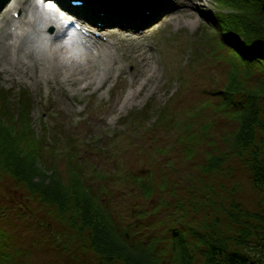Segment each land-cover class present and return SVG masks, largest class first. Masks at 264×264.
<instances>
[{"label": "rangeland", "instance_id": "374dc122", "mask_svg": "<svg viewBox=\"0 0 264 264\" xmlns=\"http://www.w3.org/2000/svg\"><path fill=\"white\" fill-rule=\"evenodd\" d=\"M9 1L0 0V12ZM38 1L44 8L49 6L33 0L26 14L32 22L37 19L32 11ZM140 1L148 8L145 24H137L136 30L121 28L128 24L126 18L118 19L121 27H113L116 12L108 8L99 7L89 15L104 26L93 34L104 42H91L93 46L116 42L112 48L116 59L97 58L102 69H91L94 80L90 84L67 80L60 72L65 69L46 71L42 65L21 69L0 63V88L4 89L0 97L9 116L17 114L24 94L30 98L34 136L27 135L30 141L22 147L37 156L41 153L45 168L56 167L67 184L73 169L80 167L85 185L111 201L120 227L132 234L129 241H149L155 251L152 256L161 264H176L171 228L187 234L191 264H207L208 240L263 261L264 184L255 179L252 165L255 153L264 158V133L257 130L253 145L242 154L236 152L233 136L239 121L232 107L222 106L223 96L217 91L236 76L242 91L259 95L264 118V68L249 67L222 44L218 30L207 20L222 9L216 0ZM105 9L111 17L103 21L99 14ZM14 10L9 11L12 17L22 14ZM122 15L127 17L128 12ZM37 26L21 23L18 32L23 33L24 42L39 44ZM6 28L10 30L9 23ZM62 38L70 37L61 35L41 46L55 49ZM24 48L30 51L31 43ZM141 51L148 56V66L137 62ZM44 140L49 146L41 151ZM212 156L219 157L220 167L210 166L215 162ZM141 176L153 178L150 197L143 194ZM29 191L17 186L0 167V196L10 211L4 230L20 247L33 240L39 250H46V245L55 248L37 251L33 263L99 264L88 242V230L80 231L72 241L69 237L75 230L66 225H73V217H80V212L71 205L60 219L50 213L58 214L56 206L41 205L33 194L29 199ZM15 202L23 208L29 202L51 224L47 231L33 228L34 219L27 214L18 217ZM245 212L254 216L246 218ZM52 228L55 234L48 237ZM56 236L66 239V249ZM57 252L61 255L55 261Z\"/></svg>", "mask_w": 264, "mask_h": 264}, {"label": "trees", "instance_id": "16d2710c", "mask_svg": "<svg viewBox=\"0 0 264 264\" xmlns=\"http://www.w3.org/2000/svg\"><path fill=\"white\" fill-rule=\"evenodd\" d=\"M119 1L106 0L105 3L111 8L120 9ZM125 1L128 8L129 0ZM216 2L222 9L218 12L219 14L213 13L215 16H208L207 20L218 30L222 44L234 57L244 61L249 67L264 68V0H216ZM238 83V78L233 76L225 89H220L217 93L223 96L222 106L226 109L232 107L231 113L239 121L237 132L233 136V146L235 145L236 152L242 154L255 142L257 130L264 133V118L261 117L259 95L248 90L242 91L243 84ZM238 95L241 96L238 97ZM18 107L17 114L12 113V117L9 116L7 107L3 105V99L0 97V167L15 179L17 186L30 190L29 199L33 194L40 198L41 205L56 206L55 210L58 214L50 213L57 215L60 219L66 217L68 209L73 205L72 207L80 212V217H73L75 220L73 225H70V222L67 223L66 226L75 230L69 237L72 241L80 236V231L88 230V242L96 260H100L99 264H115L117 261H122L124 264H161L160 260L152 256L154 249L149 241H129L128 237L132 234L127 228L123 230L120 227L116 219L118 217L112 211L111 201L105 200L101 194L85 185L79 172L80 167L76 171L73 169L72 178L67 184L62 180L63 177L56 167L46 166L45 168V163L40 161L41 153L37 156L31 151L24 150L23 142L30 141L27 135L34 136L31 133L33 130L31 102L26 94L19 99ZM41 146L40 149L43 151V148H48L49 143L44 140ZM255 154L252 165L254 177L257 182L264 184V158H260L258 153ZM212 157L215 162L210 166L220 167L219 157ZM134 177L138 178L137 175ZM151 181H153L152 177L139 178L145 197H150L153 193ZM164 184H167V180ZM3 203L4 200L0 196V264H34L33 259L37 251L55 249L46 245L44 248L46 250H39L33 240L22 247L16 245L13 235L4 230L9 224L10 211ZM15 205L18 217L27 214L34 219L33 228L43 227V230L47 231V226L51 224L43 217L40 218L29 202L24 203V208L20 206V202H15ZM245 216L249 218L254 216V213L245 212ZM257 217L262 220L260 216ZM77 219L81 221L80 224ZM56 227L60 228L59 225ZM49 230L47 234L51 237L55 234V230L53 228ZM40 233L43 232L40 231ZM56 237L65 248L66 239L61 236ZM171 239L176 264H191L193 257L187 234L181 229L171 228ZM206 244L209 245L207 264H264V260H257L245 252L230 250L228 244L209 240ZM58 253L61 255L60 252L55 253L53 257L55 261Z\"/></svg>", "mask_w": 264, "mask_h": 264}, {"label": "bare ground", "instance_id": "6f19581e", "mask_svg": "<svg viewBox=\"0 0 264 264\" xmlns=\"http://www.w3.org/2000/svg\"><path fill=\"white\" fill-rule=\"evenodd\" d=\"M32 4L33 0H10L8 4L5 5L4 10L0 12V63L4 65H20L21 69H25L28 65H42L47 68L46 71L52 69L59 72V70L65 69V71L60 72H63V75L66 74L67 80L73 79L76 80V82L88 81V84H90L94 80V73L91 69H102L101 64H97L96 62L97 58L109 56L113 58V60L116 59V54L112 50V48L116 46L115 41L109 40L105 42L104 45L95 46H93L91 42L89 44L84 42L88 40L82 39L80 41L79 38L73 36L74 34L78 35L76 30L71 31V29H65L67 17H65L64 14L60 13L57 9L52 11L44 8L39 1L37 2L38 7L35 11H32L37 19L34 22L30 19L28 20L26 14L28 8ZM12 8L15 9L14 11L20 9L22 14L18 17H12L9 13ZM8 23L10 30L6 28ZM21 23L29 27H33L35 23L38 25L35 32L37 36H39L37 39H40L39 44L30 41V51L24 48L30 43L28 41L24 42L26 40L22 39L23 33H21V31L18 32V28L21 29ZM53 23L58 24L55 37L48 31L49 26L54 25ZM62 34L64 37L68 35L70 38L59 39V42L57 41L55 45V49H45L41 46L49 43L51 39L60 37ZM26 36H30V34ZM138 37L140 36H134L133 38L138 39ZM102 42L98 41V43ZM92 46L96 48L94 53L91 50ZM87 50L91 52L87 53ZM136 55L137 54H135L134 59L137 58ZM138 56H140V59L137 62L141 67L149 65L148 56L145 55L144 51H141ZM29 58H31L30 62H28ZM3 70H5V67ZM149 78L150 77H148V79Z\"/></svg>", "mask_w": 264, "mask_h": 264}]
</instances>
